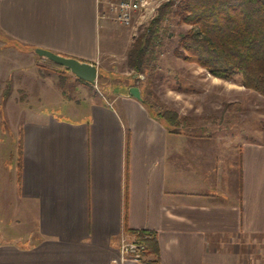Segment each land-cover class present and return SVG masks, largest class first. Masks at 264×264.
Wrapping results in <instances>:
<instances>
[{"label": "crops", "instance_id": "obj_1", "mask_svg": "<svg viewBox=\"0 0 264 264\" xmlns=\"http://www.w3.org/2000/svg\"><path fill=\"white\" fill-rule=\"evenodd\" d=\"M105 9L106 0H0V84L34 83L29 63L50 60L38 47L102 67L116 52L101 47ZM39 84L36 105L9 106L25 116L20 179L0 86V264H117L136 230L155 234L159 264H264V130L209 121L202 105L171 124L135 84L140 99H65L47 77Z\"/></svg>", "mask_w": 264, "mask_h": 264}, {"label": "rangeland", "instance_id": "obj_2", "mask_svg": "<svg viewBox=\"0 0 264 264\" xmlns=\"http://www.w3.org/2000/svg\"><path fill=\"white\" fill-rule=\"evenodd\" d=\"M166 1L168 0H160L158 7ZM150 3L151 0L139 11L138 21L133 26L126 27L111 20L109 32L102 30L101 47L107 49L111 45L116 52L102 55V67H99L97 79L92 85L78 81L71 71L61 79L62 68L53 61H43L40 57L37 62H27L30 65V73H27L34 83L20 86L9 84V93L1 101V124L7 131L4 135L9 141L8 165L13 163L15 173L20 124L25 116L13 111L17 110L15 107L9 106L19 107L25 104V108H28L27 106L36 105L33 98L38 96L40 88L43 89V85L39 84L43 77H47L49 85L59 87L65 99L100 92L111 97L129 91V86L135 84L147 93L150 108L156 111H176L181 121L184 116L202 105L208 109L209 121L234 125V129L238 130H264V96L242 84L241 72L235 73L230 79H214L216 76L205 68L175 55L174 50L180 35L189 28L179 20L174 12L175 6L162 22L158 39L146 55L143 70L136 71L129 66L128 54L132 44L156 14L155 12L146 17ZM0 86L2 92L5 84L1 82ZM235 99L238 101H233ZM196 112L193 116L198 118L199 111ZM256 264L262 262L257 261Z\"/></svg>", "mask_w": 264, "mask_h": 264}, {"label": "trees", "instance_id": "obj_3", "mask_svg": "<svg viewBox=\"0 0 264 264\" xmlns=\"http://www.w3.org/2000/svg\"><path fill=\"white\" fill-rule=\"evenodd\" d=\"M173 6L179 20L189 26L180 35L174 50L176 56L222 79H230L241 72L242 84L264 96V0H168L162 3L129 50L128 64L132 69L143 70L146 55L158 39L161 24ZM57 65L62 68L60 76L64 79L70 69ZM9 84L8 81L1 93V101L9 93ZM156 115L171 124L179 121L177 112L173 110L157 111ZM21 157L22 138L19 132L16 159L19 179ZM134 239L144 242L148 262L159 264L155 234L149 230H136Z\"/></svg>", "mask_w": 264, "mask_h": 264}, {"label": "built area", "instance_id": "obj_4", "mask_svg": "<svg viewBox=\"0 0 264 264\" xmlns=\"http://www.w3.org/2000/svg\"><path fill=\"white\" fill-rule=\"evenodd\" d=\"M140 1L141 0H106V9L102 12V15L123 26H133L135 22L138 21V2ZM159 3L160 0H151L149 13L146 14V17L156 12ZM119 250L120 257L117 264H122L128 259L138 264H150L148 262V256L144 252L145 244L143 241L134 238H122Z\"/></svg>", "mask_w": 264, "mask_h": 264}, {"label": "water", "instance_id": "obj_5", "mask_svg": "<svg viewBox=\"0 0 264 264\" xmlns=\"http://www.w3.org/2000/svg\"><path fill=\"white\" fill-rule=\"evenodd\" d=\"M35 52L61 66L68 67L77 78L89 83H95L97 79L99 70L95 63L81 61L76 57L64 56L45 48H35ZM129 91L136 98H141V92L138 86H131Z\"/></svg>", "mask_w": 264, "mask_h": 264}, {"label": "bare ground", "instance_id": "obj_6", "mask_svg": "<svg viewBox=\"0 0 264 264\" xmlns=\"http://www.w3.org/2000/svg\"><path fill=\"white\" fill-rule=\"evenodd\" d=\"M149 0H141L140 2H138V12L141 11L144 6L148 3Z\"/></svg>", "mask_w": 264, "mask_h": 264}]
</instances>
